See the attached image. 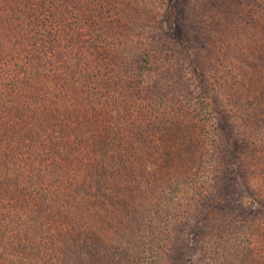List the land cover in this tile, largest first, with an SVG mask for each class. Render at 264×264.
<instances>
[{
  "label": "trees",
  "instance_id": "obj_1",
  "mask_svg": "<svg viewBox=\"0 0 264 264\" xmlns=\"http://www.w3.org/2000/svg\"><path fill=\"white\" fill-rule=\"evenodd\" d=\"M6 1L0 0V4H4L0 8L6 6ZM46 1L53 3V0H43L41 4L44 6ZM39 10L38 19L19 20L20 33L16 29L17 37L2 33L4 39L0 38V241L17 243L13 233H7L8 227L31 225L34 231L42 234L48 230V224L36 221L38 219L31 220L33 217H26L27 212L41 218L48 210L57 216L60 214L58 222L61 227L72 219L81 228V220L80 223L74 220V215L78 214L74 208L79 207L80 212L93 217L94 224L102 228L100 232L104 236L111 238L118 234L122 236L133 228L131 220L128 227L122 228L127 218L123 215L117 221L115 218L119 212L121 214L129 208L134 212H142L143 208L148 210L153 207L150 213L152 219L143 213L148 234L142 246L138 242V247L142 256L150 257L153 263L158 262L162 253L163 233L180 223L186 213L187 203L195 206V201L201 198L200 193L205 187L193 186L197 189L194 194V189L190 187L193 177L179 180L172 187V198H165L153 206L148 205L145 198L151 197L155 201L150 195L160 188L159 183L152 192L145 191L146 197L140 191L139 200L135 195V190L142 188V181H137L136 170L139 165L136 168V163H128L127 158H114L107 141L110 136L117 135L114 131L123 133V136L141 131L137 121H142L150 127L144 133L150 134L151 141L154 138L155 145L157 138L164 136H168L172 143H178V130L189 118L185 113L191 115L184 106L185 89L180 83L182 78L179 79L182 53L179 48L172 51L168 47H161L157 53L153 49L155 45L148 38V19L138 26H132V29L126 28L123 20L130 11L120 16L109 10L88 9L71 20V17L63 15L71 11L69 9H57L55 5L52 9L40 7ZM210 14L214 19H211L212 22L216 23V30H226L235 35L229 37L224 31L221 34L210 31L207 26L204 28L205 34L210 35V43L218 47L215 52L222 54L224 60L220 64L223 73L228 74L226 69L238 66V63L228 58L235 60L239 57L240 62L243 60L241 56L227 54L229 47L238 41L236 36H239L240 31L232 21L234 14H221L218 17L214 12ZM95 17L105 23L97 24L99 19ZM259 18L262 22L259 25L260 36L264 39V16ZM90 19L92 27L99 25V40L95 39V34L90 38L96 42L84 41L89 38L83 39L84 32L80 26L83 21ZM0 22L3 23L0 31L8 30L6 21L0 19ZM13 31L10 30L11 33ZM177 32L178 29L176 34L184 36V41L179 44L186 56L187 38L185 34ZM241 33L249 36L247 31ZM224 42L227 44L224 45ZM73 45L75 50H70L74 49ZM210 48L212 52L211 44ZM50 53L57 54L58 58L49 65L45 62V66L41 62L47 60ZM173 58L175 63H172ZM225 79L222 78L223 81ZM246 80L255 84L245 93L246 98L231 94L227 96L229 100L226 108L233 121L240 124L238 130L246 140L240 159L247 163L250 153L256 157L259 155L256 167L261 166L264 170V78L249 74ZM229 81L232 86L237 85L235 79ZM221 85L225 86L223 82ZM19 86L23 87L20 93ZM185 125L193 130L194 125L186 122ZM112 128L115 129L113 132ZM156 135L159 137L156 138ZM206 135L202 131V136ZM128 142L129 147H134ZM202 151L203 148L196 151L199 157ZM117 152L119 155L124 154L121 149ZM211 153L208 162L212 165L211 170L217 171L218 155L213 150ZM123 160H126L125 164ZM192 161V165L183 170L193 169ZM174 164L179 170L177 163ZM117 165L130 173L131 178L126 177V182L121 183L114 177L108 180V171L115 170ZM151 166L148 163L143 168ZM245 178L246 181L248 177ZM29 181L43 183L44 186L35 190L27 186ZM262 182L264 184V180ZM127 184H131L132 189ZM120 185L133 190L134 197L120 194L117 190ZM49 187L52 193L47 191ZM206 188H210L208 184ZM128 200L135 204L127 208ZM183 202L186 203L181 206ZM10 214L15 218L9 217ZM241 236L247 245H255L249 241L252 235L246 230L241 231ZM227 239L224 238L229 248L224 256L226 260L227 255L231 254L230 249H235V241ZM28 247L31 248V244ZM125 249L129 251L128 245ZM133 251H138V248ZM253 258L262 260L264 254L260 251ZM0 260H5L6 264H57L52 257L46 259L40 255H28L20 250V246L1 245ZM121 261L118 264H128L124 259Z\"/></svg>",
  "mask_w": 264,
  "mask_h": 264
},
{
  "label": "rangeland",
  "instance_id": "obj_2",
  "mask_svg": "<svg viewBox=\"0 0 264 264\" xmlns=\"http://www.w3.org/2000/svg\"><path fill=\"white\" fill-rule=\"evenodd\" d=\"M42 1L7 0L4 2L6 6L0 8V19L6 21L9 28L6 31H0V38L4 39L1 36L2 33H6L10 37H17L16 29L20 33L19 20L29 21L32 17L38 19L40 7L52 9L56 5L57 9H69L71 11L65 12L63 15L71 17V20L77 18L80 12H85L88 9L109 10L120 16H122L121 13L130 11L123 20L126 28L132 29V26H138L143 20L148 19L146 30L149 34L148 38L155 45L153 49L159 53L161 47H168L171 50L179 48L182 53V64L179 65L180 78H178H182L180 83L185 89L184 106L193 115L188 116L189 114L185 113L189 117L185 119V122L188 125H194L193 130L191 131L184 122L181 129L178 130L177 144L172 143L168 136L158 139L159 136L156 135L157 144L155 145L154 138L151 141L150 134L144 133L148 132L147 130L150 128L148 124L137 121V124L141 126L139 128L141 131L123 136L121 132H113L115 129L112 128V132L117 135L110 136L107 141V146H111L109 150L114 154L112 155L114 158H127L129 159L128 163L135 162L136 168L139 167L136 170L138 172L137 181H142V188L135 190V195L139 200H141L140 191L146 197L145 191L152 192L159 183L160 188L150 195L155 201L151 197L145 198L148 200V205L153 206L165 198H172V187L179 180H189L193 177L190 187L194 189L192 190L194 194H196L197 186L205 187V190L200 193L201 198L195 201V206H190L188 200L186 213L181 217L180 223L172 229H165L166 232L162 237L161 257L155 263L264 264V259L254 260L255 258H253L255 255L258 256L260 251L264 254V184L262 182L264 170L261 166L256 167L259 155L256 157L250 153L251 156H247V163L240 159L241 154H244L246 140L238 130L241 128L240 124L233 121L226 108L229 100L227 96L235 94L241 99H245V93L255 85L254 82L246 80L249 74L264 78V48H261L264 47V39L260 36L259 29V25L262 23L259 16H264V0H53V3L46 1L44 6L41 4ZM3 5L0 4V6ZM8 6L15 8L8 9ZM210 12H214L217 17L221 14H234L232 21L240 31L239 36H236L238 41L229 47L227 54L241 56L243 63L240 62L239 57H236L235 60L231 57L228 58V60L238 63L235 68L226 69L228 74L223 73L224 70L220 64L224 60L222 54L218 55L215 52L218 47H214V44L210 43L208 40L210 35L207 36L204 32L206 26L210 31L214 30L217 33L222 34L224 31L214 28L216 23L212 22L213 18ZM94 19L99 18L95 17ZM91 21L92 19L83 21L80 26L85 33H82L83 39L89 38V40H84L86 42H96L90 40L94 34L96 36L94 38L99 40L97 37H99L100 30L97 27L100 23H105L99 19L97 21L99 25L92 27ZM2 25L3 23L0 22V27ZM240 25H242L241 28ZM11 29L14 30L13 33L10 32ZM177 29L178 34H185V38H187L185 39L188 42L186 56L179 44L184 41V36H178ZM241 31H247L249 36L242 35ZM224 32L229 37L235 36L232 32L226 30ZM72 47L74 49L70 50H75V45ZM47 56H50L49 60L45 59L41 62L44 65L45 62L47 65L52 64L58 58L57 54L51 55L50 53ZM174 60L175 58L172 59V63H175ZM223 77H226L225 81L222 80ZM229 79H235L237 85L232 86ZM222 82L225 86L221 85ZM22 89L23 87L19 86L18 93ZM253 89L255 90V88ZM186 128L189 130L186 131ZM202 131L207 135L203 137ZM128 140L134 147H129ZM202 148L204 151L199 157L196 151ZM118 149L124 151V154L119 155ZM185 149L186 151H184ZM211 150L218 155L217 171L211 170L212 165L208 162L209 155L212 154ZM176 151L181 152L176 153ZM136 156H138L137 159H135ZM192 160H194L193 169L183 170L188 165H192ZM124 161L126 162V160L122 161L125 164ZM148 163L152 166L143 168ZM174 163H177L179 170H176ZM126 166L129 165L126 164ZM159 172L163 175L161 176ZM188 174L192 176L190 177ZM129 176L131 175L126 169L124 171L122 166L117 165L115 170L108 171L107 178L111 180L114 177L123 183L128 180L126 177ZM245 177H248L246 181ZM207 184L210 187L208 189L206 188ZM127 185H130L129 188H131V184ZM139 185L138 187H141ZM27 186L36 190L42 188L44 184L29 181ZM193 186L196 187L193 188ZM129 188L126 185H120L117 190L120 194H128L132 198L134 191ZM47 191L52 193L51 187ZM200 196L198 195V197ZM131 200H128L127 208L129 205L135 204ZM185 203L183 202L181 206H184ZM74 209L78 212L74 215V220L76 219L77 223H80L81 220L83 224L81 228H78L72 219L61 227L58 222L60 214L57 216L56 213H49L48 210L43 213L41 218L27 212L26 217L27 215L32 216L31 220L38 219L36 221L48 224V230L42 234L34 231V226L31 225L21 228L8 227L7 233H13L17 243L3 240L0 241V246H20V250L25 251L28 255H34V257L40 255L46 259L52 257L57 264H118L122 263L121 259L128 261V264H155L151 262L153 259L150 257L144 256V254L142 256L141 249L138 247V242L142 246L141 243L145 240V235L148 234L144 214L152 219L150 213L153 211V207L148 210L143 208L142 212H134L130 210L131 208L121 214L119 212L118 217L115 218L117 221L123 215L127 218V222L122 228L128 227L130 220L133 228L131 231L124 232L122 236L118 234L111 238H107L100 232L102 228H98L94 224L91 215L83 214L79 207ZM9 217L15 218L13 214H10ZM245 230L252 235L249 241H253L255 245L249 246L243 241L241 231ZM226 237L238 243L234 242L233 248L235 249H230L231 254L227 255V260L224 259L227 249H229L224 242ZM30 244L31 248L28 247ZM126 245H128L129 251H126ZM134 248H138V251H133ZM141 257L142 259H139ZM0 264H6V261L0 260Z\"/></svg>",
  "mask_w": 264,
  "mask_h": 264
}]
</instances>
